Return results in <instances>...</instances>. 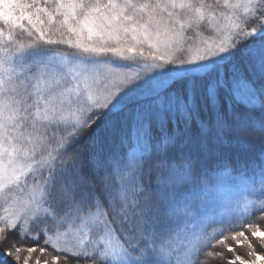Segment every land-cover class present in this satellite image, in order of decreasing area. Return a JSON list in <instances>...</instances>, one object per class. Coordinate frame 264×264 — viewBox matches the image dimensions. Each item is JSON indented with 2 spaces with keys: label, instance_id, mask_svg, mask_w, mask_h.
Wrapping results in <instances>:
<instances>
[{
  "label": "snow or ice",
  "instance_id": "snow-or-ice-1",
  "mask_svg": "<svg viewBox=\"0 0 264 264\" xmlns=\"http://www.w3.org/2000/svg\"><path fill=\"white\" fill-rule=\"evenodd\" d=\"M0 264H264V0H0Z\"/></svg>",
  "mask_w": 264,
  "mask_h": 264
}]
</instances>
